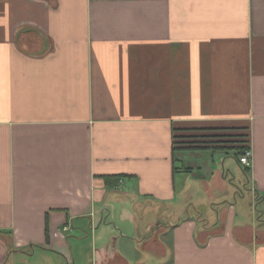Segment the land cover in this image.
Returning <instances> with one entry per match:
<instances>
[{"label":"crops","instance_id":"0c3cea01","mask_svg":"<svg viewBox=\"0 0 264 264\" xmlns=\"http://www.w3.org/2000/svg\"><path fill=\"white\" fill-rule=\"evenodd\" d=\"M0 264H264V0H0Z\"/></svg>","mask_w":264,"mask_h":264},{"label":"built area","instance_id":"2783aa9c","mask_svg":"<svg viewBox=\"0 0 264 264\" xmlns=\"http://www.w3.org/2000/svg\"><path fill=\"white\" fill-rule=\"evenodd\" d=\"M252 151L249 149L247 150L241 157H240V163L245 168H250L252 166Z\"/></svg>","mask_w":264,"mask_h":264},{"label":"trees","instance_id":"16d2710c","mask_svg":"<svg viewBox=\"0 0 264 264\" xmlns=\"http://www.w3.org/2000/svg\"><path fill=\"white\" fill-rule=\"evenodd\" d=\"M245 152H246V151H245ZM243 153H244V151H242V153H241V154H243ZM247 171H249V170H248V168H247Z\"/></svg>","mask_w":264,"mask_h":264}]
</instances>
